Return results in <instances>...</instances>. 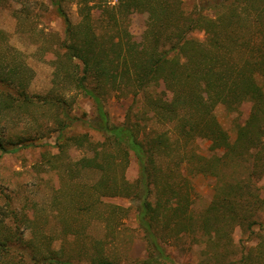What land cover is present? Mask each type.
Listing matches in <instances>:
<instances>
[{
	"label": "trees",
	"instance_id": "16d2710c",
	"mask_svg": "<svg viewBox=\"0 0 264 264\" xmlns=\"http://www.w3.org/2000/svg\"><path fill=\"white\" fill-rule=\"evenodd\" d=\"M64 1L51 0L66 32L65 53L57 65L55 81L59 70L69 77L67 66L81 68L77 85L94 100L97 113L93 119H82L68 110L65 99L49 97L60 119L57 139L62 140L61 150L65 142L92 145L88 134L67 133L77 123L103 133L94 155H85L75 163L101 172L96 187L105 194L128 196L137 203L136 218L145 235L147 256L136 264H179L167 251L169 240L158 233L162 225L176 238L196 236L195 241H199V233L227 238L236 226L252 229L264 210V0H200V9L193 13L185 11L184 0H117L113 6L108 0H76L82 14L78 24L72 22ZM95 8L108 12V24L101 31L92 22ZM206 8L212 15L204 12ZM133 13L150 17L139 38L118 18ZM197 30L203 31V38L194 36ZM3 43L6 35L0 28V50ZM3 54L0 52V84L5 85L0 91V111L18 103L24 112L38 100L26 93L20 65L11 60L6 68L8 55ZM110 90L131 99L120 124L110 121L104 106ZM245 101L252 102L250 114L238 125L236 139L231 141L215 109L223 104L237 110ZM200 139L210 141L213 158L197 153ZM33 144V140H19L15 147L7 148L0 138L4 152ZM132 152L139 164L137 180L129 182L124 174L120 180L112 177L111 164L124 170ZM221 161L244 165L246 173L222 180L211 204L198 218L192 213L189 174H218L213 167ZM112 207V221L122 219L123 207ZM111 216L104 217L106 225ZM16 233L0 219V264H76L52 250L29 261H10ZM25 249L33 255L29 245ZM244 259H230L227 264H250ZM90 264L120 262L104 250L94 255Z\"/></svg>",
	"mask_w": 264,
	"mask_h": 264
},
{
	"label": "rangeland",
	"instance_id": "374dc122",
	"mask_svg": "<svg viewBox=\"0 0 264 264\" xmlns=\"http://www.w3.org/2000/svg\"><path fill=\"white\" fill-rule=\"evenodd\" d=\"M116 2L108 0L109 6ZM63 4L74 24L82 21L76 0H65ZM184 8L187 13H193L200 9V0H184ZM92 12L93 24L103 30L102 26L108 24V12L98 8ZM204 12L212 15L209 8ZM118 16L121 25L138 38L150 19L148 14L142 13ZM0 28L6 35V43L0 50L8 55L4 61L6 68L11 60L20 65L23 82L27 84L26 93L31 99L38 100L24 112L19 110L18 103L12 108H4L3 113L0 111V138L7 148L15 147L19 140L34 142L17 151L0 150V219L5 220L11 232H17L12 241L14 251L8 259L29 261L52 250L58 257L76 264H90L94 255L105 250L120 264H136L147 256L145 235L136 218L137 203L128 196L105 194L96 187L101 172L81 168L75 163L85 155H94L96 142L104 139L103 133L87 124L77 123L67 133L88 134L93 144L65 142L63 150L59 146L62 142L57 139L60 119L49 97L65 99L68 110L82 119H93L97 113L94 100L77 85L81 68L67 66L71 75L65 76L66 72L61 69L55 81L57 65L65 53L66 32L62 16L51 0H0ZM193 34L204 37L203 31L197 30ZM4 85L0 84V91ZM130 103L129 97L108 91L104 106L110 121L122 123ZM251 106V101H245L237 110H229L223 104L216 107L215 113L231 141H235L238 125L245 122ZM209 145L208 140H197V153L213 158L214 152ZM213 168L218 174H189L192 213L198 218L211 204L222 180H234L246 173L244 165L228 161L216 162ZM109 172L117 180L124 174L129 182H135L139 164L134 153L124 170L111 164ZM113 205L123 207L120 211L122 219L112 221ZM105 216H111L108 225ZM257 217L258 222L252 229L236 226L227 238L217 233H199V241H195L196 236L189 235L176 238L166 225L160 226L158 233L169 240L167 251L179 264H227L228 260H239L243 256L250 264H264V210ZM25 245L32 248L33 255H29Z\"/></svg>",
	"mask_w": 264,
	"mask_h": 264
}]
</instances>
